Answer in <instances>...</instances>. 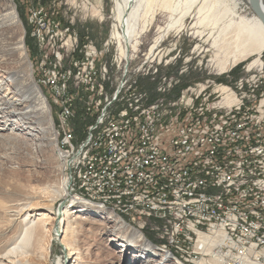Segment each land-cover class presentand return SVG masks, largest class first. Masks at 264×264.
Segmentation results:
<instances>
[{
    "label": "built area",
    "instance_id": "1",
    "mask_svg": "<svg viewBox=\"0 0 264 264\" xmlns=\"http://www.w3.org/2000/svg\"><path fill=\"white\" fill-rule=\"evenodd\" d=\"M48 14L42 7L31 12L40 44L57 28ZM87 47L69 69L61 68L62 51L53 52L48 68L42 46L39 54L41 82L58 106L69 193L118 206L191 264L208 249L215 264H264V89L256 75L227 84L207 78L174 95L184 71L155 67L141 73L153 83L151 97L141 67L130 70V60L116 55L96 68L95 49ZM69 87L84 93L83 120L93 118L82 132Z\"/></svg>",
    "mask_w": 264,
    "mask_h": 264
},
{
    "label": "bare ground",
    "instance_id": "2",
    "mask_svg": "<svg viewBox=\"0 0 264 264\" xmlns=\"http://www.w3.org/2000/svg\"><path fill=\"white\" fill-rule=\"evenodd\" d=\"M158 1L169 17L167 23L159 27V35L155 37L149 53L169 29L181 26L190 19L192 34L199 40L195 49L198 53L211 52L209 61L217 73L227 72L252 55L255 57L250 66L261 65L259 56L264 50V0L257 1L262 17L255 14L251 18L239 13L238 0H113L115 24L110 38L117 46L118 58L129 59L131 43L153 21L156 11L152 4ZM245 2L251 7V0ZM94 13L101 18L98 11ZM21 29L13 0H0V148L6 149V145L11 148L16 145L56 148L60 170L64 173L57 181L53 180L47 185L45 193L50 201L61 198L63 202L59 205L58 213L53 211L37 215L31 203V198L35 199V196L30 195L31 192L19 187L5 192L0 198V264H49L51 232L56 236L62 231L60 241L68 250L71 264H86L72 235L77 225L81 228L84 221L89 219L87 215L103 217L113 223L112 230L117 233V239H121V246L137 249L143 257H139V260L144 259L142 264H152L151 261L153 264L190 263L181 256L173 255L167 246L156 242L154 236L146 239L141 232L145 229L132 223L118 206L87 199L77 201L69 193L68 154H64L58 125V130L55 129L49 100L35 81V71L25 50ZM220 90L224 93L226 88L220 86ZM224 99L227 103L231 100L227 93ZM23 135L28 139L21 137ZM7 157V152H0V166L7 165ZM26 165L31 169L36 167L32 161ZM75 204L80 209L68 212L69 207L74 208ZM73 212L77 213L74 217L71 216ZM50 214L58 217L64 215V218L48 228L49 219L52 218ZM125 217L138 229L125 222ZM205 254H210L213 262L208 261L211 264L216 263L209 249ZM148 256L153 260L147 259ZM198 264L207 262L201 259Z\"/></svg>",
    "mask_w": 264,
    "mask_h": 264
},
{
    "label": "rangeland",
    "instance_id": "3",
    "mask_svg": "<svg viewBox=\"0 0 264 264\" xmlns=\"http://www.w3.org/2000/svg\"><path fill=\"white\" fill-rule=\"evenodd\" d=\"M238 1L239 13L242 16L251 18L255 15L245 0ZM13 2L21 22L25 50L30 62L33 64H31L32 70L35 71V81L41 86V90L49 100L53 122L57 131L58 106L54 104L49 88L41 82L43 74L40 68L41 64H39L40 46L49 55V60L46 61L47 68L54 63L52 55L57 49L62 51L61 68H73L71 60L73 59L74 62L83 59L85 50L88 48L87 45L90 43L95 49L94 65L96 68L100 62L110 61L114 56L118 55L117 46L110 38L113 25L115 24L114 2L113 0H13ZM39 7L49 10L46 20H49L50 23L53 21L54 26H57L55 35L52 38L46 36L42 44L37 41L36 36L33 34L36 32V25L31 20V12ZM152 8L156 11L153 21L138 38L132 41L128 53L130 70L141 67L139 79L143 88L148 89L151 97L154 96L153 83L149 75L141 73L151 72L155 67H158L160 73L184 71L181 75V84L172 93L174 95H177L179 90L186 85L200 82L207 78L215 79L217 82L223 81L222 83L227 84L239 78L249 79L251 75H256L253 81L257 87L264 89V50L259 56L261 65L250 66L255 57L252 55L237 63L227 72L219 74L209 61L211 52L198 53L196 51L195 46L199 43V40L192 34L190 19L186 20L181 26L169 29L157 46L149 53L155 37L159 35V27L164 26L169 17L160 8L159 1L153 3ZM95 10L99 12L98 14L101 15V18L94 13ZM42 32L44 33L45 31ZM69 36L70 42H66L67 46L64 45L63 48H60ZM107 42L109 44L106 46ZM71 44L73 45L71 46ZM166 61L168 64H166ZM226 75H229V77H226ZM249 83H252V81H249ZM72 92L75 93L78 107V110H76L77 126L80 125V127L78 126V132H82V127L90 124L93 118L86 115L83 120L82 116L85 114L81 115L79 110L80 105H82L79 98L84 95L82 89L69 87V93L71 94ZM77 92L78 95L76 94ZM21 137L28 139L26 135ZM5 147L6 149L4 150L0 148L1 153H8L6 158L8 160L7 165L0 166V174L2 173L3 175H0V198L4 196L5 192H11L19 187V189L27 190L29 193L31 192L30 195L35 196V199L31 198V203L34 205L33 209L37 215L53 211L58 213L59 205L63 202L62 199L56 198L52 202L48 194L45 193L47 192V185L52 183L53 180L57 181L60 175L64 173L63 170H60V159L56 156V148L54 149L52 146L44 148H34L32 146V148H28L23 145L12 146V148L6 145ZM29 161L36 165L34 169L26 165ZM76 200L81 201V199ZM79 209L75 204L74 208L70 206L67 211L77 212ZM74 212L71 213L73 217L77 214ZM78 212L84 213L82 211ZM50 216L52 218L49 219L48 228H50L51 224H55L64 218V215L58 217L56 214H50ZM87 216L89 219L84 221L81 228L77 225L72 235V238L77 241L82 259L86 264H142L141 261L144 262V259L139 260V257L141 258L142 256L137 252V249L131 247L125 249V247L121 246V239L118 240L117 233L112 230L113 223H109L103 217ZM124 221L137 228L127 218ZM141 232L146 239H151L147 235L146 230H141ZM51 233L47 262L56 264L61 261L62 264H71L68 250L60 241L63 231L56 236L54 232ZM47 237L49 238V236ZM154 244L156 243L154 242ZM147 259L153 260L151 256H148ZM202 260H205L207 264H211L210 261H212L210 254L209 256H204ZM151 263L153 264V261Z\"/></svg>",
    "mask_w": 264,
    "mask_h": 264
},
{
    "label": "water",
    "instance_id": "4",
    "mask_svg": "<svg viewBox=\"0 0 264 264\" xmlns=\"http://www.w3.org/2000/svg\"><path fill=\"white\" fill-rule=\"evenodd\" d=\"M257 1L258 0H251V7L256 15H258L259 17H262V13H261V10L259 8Z\"/></svg>",
    "mask_w": 264,
    "mask_h": 264
},
{
    "label": "trees",
    "instance_id": "5",
    "mask_svg": "<svg viewBox=\"0 0 264 264\" xmlns=\"http://www.w3.org/2000/svg\"><path fill=\"white\" fill-rule=\"evenodd\" d=\"M222 80H224V79H222ZM221 82H223V81H221ZM75 125H76V130L78 131V129H79L78 126L80 127V125L77 126V122L75 123Z\"/></svg>",
    "mask_w": 264,
    "mask_h": 264
},
{
    "label": "crops",
    "instance_id": "6",
    "mask_svg": "<svg viewBox=\"0 0 264 264\" xmlns=\"http://www.w3.org/2000/svg\"><path fill=\"white\" fill-rule=\"evenodd\" d=\"M230 74H231V73H230ZM230 74H229V75H230ZM229 75H226V77H229Z\"/></svg>",
    "mask_w": 264,
    "mask_h": 264
}]
</instances>
